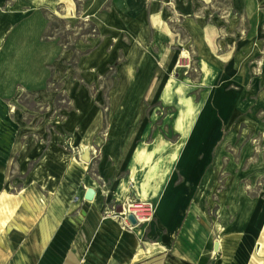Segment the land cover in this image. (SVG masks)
Returning a JSON list of instances; mask_svg holds the SVG:
<instances>
[{"label":"crops","instance_id":"obj_1","mask_svg":"<svg viewBox=\"0 0 264 264\" xmlns=\"http://www.w3.org/2000/svg\"><path fill=\"white\" fill-rule=\"evenodd\" d=\"M230 5L247 21L246 29L241 28L242 19L230 26L205 20L198 0H88L86 17L100 41L73 69L74 53L51 35L44 2L20 0L0 15V196L11 185L5 166L16 158L25 169L24 196L42 202L41 214L20 207L10 222L13 227L1 233L0 264H264V251L257 250L264 242V198L239 192L246 204H233L234 220L222 231L208 224L195 205L212 147L205 138L217 140L222 135L221 130L209 132L210 123L192 135L183 165H178L182 178L177 184L171 179L157 201L153 220L126 227L102 208L96 188L82 187L94 182L87 168L76 166L77 174L66 178L59 151L55 147L45 151L36 141L47 135L46 128H34V116L25 124L23 113L12 106L15 99L30 93L51 107L57 99L51 87L61 83L75 109L66 129L95 144L108 163L119 153L146 90L155 86L156 64H162L166 72L176 67L185 43L181 32L205 64V72L213 73L208 88L234 85L256 90L258 82L264 83V0H230ZM37 57L39 61L34 60ZM256 58L263 64L260 77H253ZM33 65L38 68L34 70ZM114 66L118 81L109 95V127L105 129L100 100L90 98L88 86L99 83ZM76 72L80 81L72 78ZM19 73L27 78L25 85H15ZM218 104L223 107L219 99ZM86 152L91 157L87 163H92L93 155ZM53 161L57 164L52 166ZM62 184H74V195L65 196ZM88 189L96 192L92 202L85 200ZM7 204L8 212L13 203ZM8 225L0 220V228ZM51 226L54 229L45 239L44 230ZM215 243H219L217 252Z\"/></svg>","mask_w":264,"mask_h":264},{"label":"rangeland","instance_id":"obj_2","mask_svg":"<svg viewBox=\"0 0 264 264\" xmlns=\"http://www.w3.org/2000/svg\"><path fill=\"white\" fill-rule=\"evenodd\" d=\"M38 1L47 6L51 35L59 38L74 53L71 67H77L80 58L100 41L98 31L86 17L85 4L88 0ZM17 2L20 0H0V15L11 10ZM198 2L205 20L219 26H230L237 19H242L241 28H247L248 23L243 16L231 9L230 0ZM181 35L185 43L178 54L176 67L166 72L162 64H156L152 78L155 79V86L146 90L119 153L114 154L108 163L104 162V155L95 144L84 142L85 139L66 129L69 114L75 109L73 100L63 91L61 83L51 87L57 94L51 107L42 105L38 96L30 93L15 99L12 106L13 110L18 108L23 113L25 124L31 123L30 119L34 116L33 127L46 128L47 135L43 138L38 136L36 141L45 151L49 152L53 147L59 151L61 163L66 167V178L76 172V166L87 168L86 173L94 182L82 184V187L96 188L102 197V208L121 226L124 224L119 210L123 205L151 203L156 210L157 201L170 187L171 179L177 184L182 178L178 165L192 135L198 128H207L210 123L209 132L221 130L222 135L217 140L214 137L205 138V144H212V147L205 174L197 187L195 205L203 211L208 224L222 231L234 220L230 213L233 204H246L239 198L242 196L239 192L245 190L252 197L264 198V83L258 82L256 90L249 87L243 90L234 85L208 88L207 81L213 73L205 72V64L194 51L187 35L183 32ZM34 60L39 61L38 57ZM253 63V77H260L263 64L259 58ZM32 68L35 70L38 66L33 65ZM73 77L81 79L78 72ZM26 81L25 75L19 73L15 85H25ZM117 81L118 73L114 66L99 83L88 86L90 98L95 102L98 98L100 100L98 103L103 111L105 129L109 127V95ZM218 99L224 109L219 106ZM105 133L103 130L101 134ZM85 150L93 155L92 163L83 161ZM56 164L55 161L50 163L52 166ZM5 167L11 180V193L25 189V169L21 168L20 161L15 158ZM73 185L62 184L65 196L74 195ZM33 190L38 189L33 186ZM262 217L257 218V224Z\"/></svg>","mask_w":264,"mask_h":264},{"label":"bare ground","instance_id":"obj_3","mask_svg":"<svg viewBox=\"0 0 264 264\" xmlns=\"http://www.w3.org/2000/svg\"><path fill=\"white\" fill-rule=\"evenodd\" d=\"M56 2V1H55ZM32 5V4H31ZM48 96V95H47ZM211 96V95H210ZM45 97V96H42ZM51 97V96H50ZM210 99V98H208ZM209 101V100H208ZM207 105V104H206ZM207 107V106H206ZM205 108V107H204ZM211 108V107H209ZM213 109V108H211ZM15 111V110H14ZM17 111V110H16ZM205 111V110H204ZM212 111V110H211ZM16 113V112H15ZM202 114L204 115V113L202 112ZM201 118V117H200ZM17 119V118H16ZM15 119V120H16ZM200 121V119H199ZM22 124V123H21ZM198 124V123H197ZM23 126V125H22ZM197 126V125H196ZM23 129V128H22ZM200 129V128H199ZM23 131V130H22ZM25 131V130H24ZM27 132V131H26ZM25 133V132H24ZM21 134V132H20ZM25 138V137H24ZM19 141V140H18ZM22 144V143H21ZM20 146V145H18ZM22 146H20L21 148ZM19 150V149H18ZM34 151V150H33ZM35 153V152H34ZM17 155V153H16ZM186 155V154H185ZM186 157V156H185ZM30 158V157H29ZM24 161V160H23ZM26 162V161H25ZM23 163V162H22ZM180 165H183V162L180 163ZM38 169V168H37ZM41 169V168H40ZM39 170V169H38ZM39 172V171H37ZM34 173V172H33ZM34 175V174H33ZM39 175V174H38ZM35 177V176H34ZM39 178V176H38ZM36 181V180H35ZM8 203H13L11 205V209L10 211L7 212L6 209H8L10 206H8ZM41 203L42 202H32L30 199H28L27 197L24 196V191H20L18 192L16 195L11 193V187H10V183L7 184L6 188L4 189V191L2 192L1 196H0V220L2 221H8L9 225L6 228H0V235L1 233H5L7 230L10 229V227H13L12 224H10V222L14 219V216L16 215L17 211L19 210L20 207H23L26 210H30V208L35 209L36 211H38L40 214L42 212L41 209ZM161 208V206H160ZM157 210H159L157 208ZM161 210V209H160ZM157 212V211H156ZM39 214V216H40ZM156 214V213H155ZM158 214V213H157ZM37 215V217H39ZM53 227L51 226V228H47L44 230V234H45V239H48L53 231ZM233 234V233H232ZM228 237V236H227ZM226 237V238H227ZM2 237L0 236V242L2 243ZM217 240V239H216ZM236 240V239H235ZM223 243V242H222ZM225 244V243H224ZM239 244V243H238ZM260 250L259 252H263L264 251V242L260 244ZM234 248V247H233ZM237 248V247H236ZM225 249V248H224ZM235 249V248H234ZM229 250V249H228ZM227 252V251H225ZM140 253L142 254L143 252L140 251ZM234 254V253H233ZM231 261V260H230Z\"/></svg>","mask_w":264,"mask_h":264},{"label":"built area","instance_id":"obj_4","mask_svg":"<svg viewBox=\"0 0 264 264\" xmlns=\"http://www.w3.org/2000/svg\"><path fill=\"white\" fill-rule=\"evenodd\" d=\"M119 215L123 224L127 227H131V223L128 220L130 215H133L138 222V225L150 223L153 220L155 214V207L151 203L140 204H127L123 205L119 210Z\"/></svg>","mask_w":264,"mask_h":264},{"label":"water","instance_id":"obj_5","mask_svg":"<svg viewBox=\"0 0 264 264\" xmlns=\"http://www.w3.org/2000/svg\"><path fill=\"white\" fill-rule=\"evenodd\" d=\"M82 158H83V161H85V162H90L91 161V157H90V155H89L88 152H86L83 155ZM95 196H96L95 190L88 189L87 192H86V194H85V200L86 201H89V202H92V201H94ZM128 220H129V222L131 223L132 226H137L138 225V222H137V220L135 219V217L133 215H130L128 217ZM218 248H219V243H215L214 250L216 252L218 251ZM257 250L258 251L260 250V244L257 245Z\"/></svg>","mask_w":264,"mask_h":264}]
</instances>
